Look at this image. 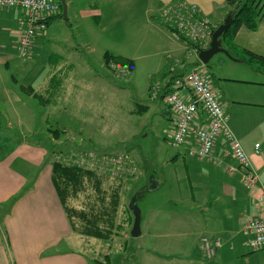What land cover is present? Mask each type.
<instances>
[{
  "label": "rangeland",
  "instance_id": "1",
  "mask_svg": "<svg viewBox=\"0 0 264 264\" xmlns=\"http://www.w3.org/2000/svg\"><path fill=\"white\" fill-rule=\"evenodd\" d=\"M72 1L76 9L68 10V19L57 17L49 24L45 56L52 51L58 61L61 56H78L83 69L93 65L95 72L102 73L101 83L106 88L110 87L102 103L106 111L105 120L100 122L96 119L97 125L86 127L76 122L72 125V121L68 120L56 122L51 118L49 123L45 121L42 97H33L28 87H35L43 95L41 78L47 62H43L41 54L26 59L18 55L14 41L21 28L17 24L11 34L0 30V43L6 47L0 49V156L15 140L24 138L30 143L47 147L49 161L82 165L85 170L97 172L101 178L100 185L94 179H86L84 190L69 201L71 206L85 211L91 219H99L98 215L104 216V220L113 216L115 227L108 239L96 238L89 242L85 235L75 231L80 235L83 250L92 257L91 264H193L195 260H204V264H244L248 254L236 256L224 250L220 253L222 260L217 254L208 258L202 244L198 245L195 238L177 234L184 231L186 224H183V219L192 216V211L200 214L199 208L193 209L195 202L191 200V195L194 192L187 178L184 179L183 155H179L178 161L174 159L184 147L174 148L168 142V128L171 126L168 117L171 112L163 97L155 99L158 104L154 109L147 113L142 109L149 100L146 95L151 79L149 71L163 62L167 49L174 48V39L162 30L146 27L147 23L143 20L140 23L141 15H126L120 10L115 15L107 14L106 21L104 15L95 23L92 19H82L81 12L93 4V0ZM109 10L110 6L106 12ZM74 12L78 13L77 21ZM83 41L90 45L88 49L86 44H81ZM223 45L229 46L226 42ZM107 51L125 58L137 56L136 69L128 75L122 72V68L129 67V63L115 59L105 62ZM236 55L248 58L247 54L236 52ZM233 58L218 53L208 65L201 61L194 65H203L199 67L201 71L207 69L211 72L214 90L222 102L226 105L229 102L225 93L232 101H242L236 105L242 112L240 120L232 118L225 108L229 125L240 130L247 142L258 138L253 144L256 141L262 143L264 68L260 69L259 64L252 66L238 61L234 55ZM103 61L105 67L101 66ZM194 61L197 63L196 56L191 58V62ZM89 74H92L90 69L86 75ZM167 80L168 77L163 79L159 75L151 80L150 85ZM98 122L101 124L98 125ZM64 129H68L69 134H62ZM55 130L61 132L60 138H52ZM101 174L107 176L102 177ZM156 181L157 186H153ZM116 192L119 205L112 214L111 201ZM195 195L198 202L197 192ZM135 196L141 209L142 230L145 231L148 222L153 224L150 233L143 237L131 235L134 213L130 201ZM73 221L78 230L82 228V218H74ZM99 224L109 227L102 222V218ZM170 242L177 246L173 249L161 246ZM221 248L222 244L220 252Z\"/></svg>",
  "mask_w": 264,
  "mask_h": 264
},
{
  "label": "crops",
  "instance_id": "2",
  "mask_svg": "<svg viewBox=\"0 0 264 264\" xmlns=\"http://www.w3.org/2000/svg\"><path fill=\"white\" fill-rule=\"evenodd\" d=\"M171 1L173 0H93V4H89L81 12V18L92 19L95 23L100 21L101 16L104 15L106 21L107 14L115 15L120 10L126 15H141L143 17L140 16V23L143 20V23H147L146 27H155L156 30H162L172 36L171 32L159 23L157 14L162 5ZM186 1L197 5L215 25L222 24L232 11L225 0ZM67 3L68 10L76 7L72 0H67ZM109 6L110 10L106 12ZM74 18L78 20V13L74 12ZM24 19L25 14L20 9L0 8V30L2 32L13 33L12 28L17 24L19 28H22ZM49 27L48 25V29ZM77 27L79 29L78 25ZM48 29L37 38L28 56L41 54L43 62H47L41 78L43 109L46 112L45 121L49 123L52 118L56 122L72 121V125H76L74 123L76 122L85 127L95 126L97 125L96 119L100 122L105 120L106 111L103 110L102 103L106 100L110 87L106 88L105 84L101 83L103 75L95 72L93 65L83 69L78 56H61L60 61L54 59V51L45 56ZM18 37L19 34L14 41L15 47H17ZM172 38L174 48L165 51L164 63H159L156 69L149 71L151 79L146 91L149 100L142 108L145 113L154 109L158 104L149 96L153 76L165 75L169 72L170 66L175 65L174 73L182 76L195 67L194 63L200 62L199 57H197V63L196 61L191 62L192 56L196 55L187 57L186 44L173 36ZM42 39L43 41L40 42ZM233 41L236 48H230L228 45L225 48L236 56L238 61H245L241 56L236 55V52L247 54L244 50L264 56V17L256 30L240 28ZM81 44H86V42L83 41ZM86 45L88 49L90 45L88 43ZM79 46L82 47V45ZM3 48L6 47L0 43V49ZM126 58L134 62V69H136L137 56ZM6 59L10 58L6 57ZM101 66L105 67L104 61L101 62ZM89 69L92 70V74L87 76ZM208 72L211 75V72ZM93 81H95L94 84L91 83ZM28 89L29 93L33 90L39 93L35 87L29 86ZM225 95L229 101L227 105L217 94L224 110L227 108L232 118L240 120L242 112L236 105L242 101H232L228 93ZM168 118L171 126L168 128L167 136L170 130L171 132L173 130V114L171 113ZM99 124L101 123L98 122ZM229 127L250 157L253 168L260 176V181L256 187L251 189L243 184L242 170L233 157L226 155L228 142L222 136L218 138L210 160L189 155L187 147L184 146L182 151L177 152L174 159L178 161L179 155H183L184 179L187 178L190 189L194 192L191 195V200L195 202L193 209L199 208L201 215H196V212L192 211V216L183 219V224H186L185 227L182 226L184 231L177 234L195 238L198 245L202 244V249H204L203 238L219 239L223 249L221 248V252L217 251V257L221 260L220 253L229 250L236 256L248 254L244 258V264H264V250L258 251L259 254H249L255 251L251 250L248 245L250 234L244 230L248 219L264 214V201L261 203L258 200L259 195L264 193V138L260 139L262 143L256 141L253 144L254 139L258 138L247 142L240 130L235 129L232 124ZM63 132L69 134L68 129H64L62 134ZM53 136L52 138H60L61 132ZM192 143L191 139L188 147ZM256 144L260 145L258 152ZM51 177L52 161H49L47 147H43L40 143H30L21 138L17 142L15 140L13 145L0 156V264H91L92 257L83 250L80 235L73 230ZM195 192L198 194V202ZM151 225L153 224L148 222L145 231L142 230L139 237L149 234ZM85 238L89 242L96 239L88 236ZM161 246L173 249L177 244L170 242L162 243ZM192 255L194 258V253ZM203 261L195 260L193 264H204Z\"/></svg>",
  "mask_w": 264,
  "mask_h": 264
},
{
  "label": "built area",
  "instance_id": "3",
  "mask_svg": "<svg viewBox=\"0 0 264 264\" xmlns=\"http://www.w3.org/2000/svg\"><path fill=\"white\" fill-rule=\"evenodd\" d=\"M9 7L20 9L25 14L16 48L18 55L26 58L30 55L37 38L47 31L49 22L62 14L61 1L0 0V8ZM158 20L174 38L186 44L187 57L192 55L198 57L200 50L209 48L216 29V25L197 5L186 0H173L162 5ZM171 68L174 71L175 67ZM122 72L129 75V67H123ZM149 88L150 98L164 96L173 114V130L172 132L170 130L167 136L172 147L185 146L189 155L210 160L218 138L222 136L228 142L226 155L233 157L242 170L243 184L250 189L258 185L260 176L229 127L228 116L207 70L201 71L199 67H194L185 75L165 82H154ZM191 139L193 143L188 147ZM259 146L256 144L257 152ZM258 200L261 203L264 201V193L259 195ZM244 230L250 234L248 240L250 248L254 251L264 250V214L248 219ZM220 246L219 239L203 238V247L208 258H214Z\"/></svg>",
  "mask_w": 264,
  "mask_h": 264
},
{
  "label": "trees",
  "instance_id": "4",
  "mask_svg": "<svg viewBox=\"0 0 264 264\" xmlns=\"http://www.w3.org/2000/svg\"><path fill=\"white\" fill-rule=\"evenodd\" d=\"M225 3L234 12V16L230 28L223 34L221 38L223 40V43L226 42L227 44H229L230 48H236L233 39L237 31L242 27H245L249 30H256L259 22L264 17V0H225ZM57 17H63V15L60 14L58 16H55L53 19ZM219 25H216V28ZM244 51L248 55V58H245V61L248 64L253 66L255 63V64H259L260 68L261 67L264 68V56L255 54L248 50H244ZM110 59H115L120 62L129 63L130 72L133 71L134 69V62L131 59L119 55H115L110 52H105L104 61L108 62ZM171 67L172 66H170L168 73H165V75L163 74L161 75L163 79H166L168 77V79L173 80L174 78L181 76V74L178 75L174 73ZM159 75L156 74L155 76L152 77V79H155ZM29 94H31L33 97L36 98L42 97L41 103L43 104L42 94L37 92L35 93L34 90ZM55 133H59V130H55ZM96 173L95 171L92 170H85L82 165L81 166L77 164L69 165L61 161L52 162V177H51L52 182L55 186V189L63 205V208L67 213V216L70 220L73 230L88 237H94L97 239L105 240L113 235L112 232L114 231L113 228L115 227L113 216H108V219L106 218V220H104V216L102 215H98L99 219L97 217L91 219L85 211L78 210L69 204V201L74 196H76L79 192L84 190L86 179H91V180L94 179V181H97L98 185H100L99 180L101 178L98 177L99 175ZM103 175L104 174H101L102 177ZM111 205H112L111 209L113 214L117 210V207L119 205V197L117 192L114 194V198L111 201ZM103 215L106 216L108 215V213H104ZM74 218L77 219L82 218L84 220L81 229L78 230V228H76L75 222L73 221ZM100 218H102V222H106L109 225V227H101L99 224Z\"/></svg>",
  "mask_w": 264,
  "mask_h": 264
},
{
  "label": "water",
  "instance_id": "5",
  "mask_svg": "<svg viewBox=\"0 0 264 264\" xmlns=\"http://www.w3.org/2000/svg\"><path fill=\"white\" fill-rule=\"evenodd\" d=\"M60 1L63 9L62 11L63 18L67 20L68 19L67 0H60ZM233 16H234V12L231 11L224 19V22L220 24L213 32L212 41L210 43L209 48L199 51L198 57L203 64L208 65L210 60L218 53H224L227 56L231 57L232 59H235L233 58L231 52L224 47L223 40L221 38L223 34L230 28ZM153 186H157V183H154ZM130 208L134 213V224L131 230V235L133 237H139L142 234V228H141V209L137 204V196L131 199Z\"/></svg>",
  "mask_w": 264,
  "mask_h": 264
},
{
  "label": "bare ground",
  "instance_id": "6",
  "mask_svg": "<svg viewBox=\"0 0 264 264\" xmlns=\"http://www.w3.org/2000/svg\"><path fill=\"white\" fill-rule=\"evenodd\" d=\"M215 31V30H214Z\"/></svg>",
  "mask_w": 264,
  "mask_h": 264
}]
</instances>
